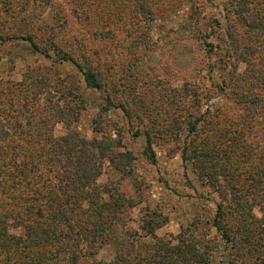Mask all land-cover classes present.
Wrapping results in <instances>:
<instances>
[{
	"label": "rangeland",
	"instance_id": "1",
	"mask_svg": "<svg viewBox=\"0 0 264 264\" xmlns=\"http://www.w3.org/2000/svg\"><path fill=\"white\" fill-rule=\"evenodd\" d=\"M249 2L264 18V0H0V88L6 91L0 94V123L27 131L31 120L37 131L48 126L56 140L73 132L123 144L115 163L101 161L93 196L80 205L110 228L99 237L103 246L93 248L96 260L109 262L117 253L140 259L158 239L194 244L210 264L264 259V203L236 210L245 195L264 196V33L248 39L235 10ZM228 30L240 40L236 45ZM28 36L49 55L36 52ZM235 50L249 62L236 61ZM82 67L93 69L103 87L90 88ZM36 72L45 79L43 93L24 116L23 106L15 104L24 100L17 93L23 89L31 100ZM54 104L80 106L78 118L42 123ZM197 119L192 133L189 126ZM202 162L215 168L209 171L213 182ZM60 170L58 163H44L36 174L40 180L21 187L37 194L39 187L59 186ZM214 182L231 191L224 214L238 229L229 242L213 225L222 202ZM10 214L8 234L24 237L21 220ZM152 220L164 222L155 235ZM18 254L14 264H26ZM63 262L60 256L48 264ZM78 263L95 264L90 258Z\"/></svg>",
	"mask_w": 264,
	"mask_h": 264
},
{
	"label": "trees",
	"instance_id": "2",
	"mask_svg": "<svg viewBox=\"0 0 264 264\" xmlns=\"http://www.w3.org/2000/svg\"><path fill=\"white\" fill-rule=\"evenodd\" d=\"M250 5L249 2L238 4L235 7V10L244 19L248 39L251 36L264 33V18L258 15V12L255 13ZM227 34L233 37V33L229 30ZM28 37L27 40L36 52L49 55L47 48H41L30 36ZM233 39L234 45L240 41L236 37ZM235 52L239 54L236 61L249 62L242 53H238L236 50ZM64 60L62 59V61ZM66 61H72V59L66 58ZM82 71L90 88L100 89L103 87L99 75L93 69L85 70L82 67ZM235 73H238L236 69ZM243 74L244 76L248 75L247 72ZM32 78L33 83H38L36 84L38 86H35L36 89H34L31 100H25L27 94L23 95V89H19L17 95L22 92L24 100L15 101V104L23 106L24 116H27L31 109L33 110V103L38 95L43 93L41 85L44 84L45 79L42 74L36 72ZM26 82L27 80L21 85L26 87ZM26 90H29L28 87ZM5 92L4 88H0V94L4 95ZM15 98L17 99V97ZM108 102L113 105L111 101ZM80 110L81 107L78 105L72 108L54 104L48 107L49 115L47 114L41 122L47 124L51 121L54 124L64 121L66 124H70L78 118ZM200 121L197 119L191 123L189 131L194 133ZM27 124L29 130L18 131L14 129V123L12 124L10 121L6 124L0 123V256L3 258V261L0 260V264L4 263V259L8 264H14L12 257L16 251L17 253L19 251L18 255L24 259L26 264H48L49 261L60 256L64 261L63 264H79V261L87 258L93 259L95 264H210L207 253L197 249L194 244L180 241L179 244L173 245L172 242H165L162 239H158L153 247L147 250V254L140 259L131 260L117 253L116 256H112L109 262L96 260V252L93 248L95 244H100L99 237L103 240L110 228L93 218L92 209H83L80 205L93 196L90 189L101 174V161L109 159L115 163V155L117 150L122 147V142L111 137L87 140L73 132H70L62 140H56L52 134L46 132L48 126L44 125L43 131H37L31 120H28ZM10 129L14 134L10 133ZM18 135L19 139L14 140L12 136ZM148 145L153 154L151 137H148ZM188 152V148L185 147L183 150L184 161L188 160ZM207 152H212V150L208 149ZM44 163L59 164L61 169V175L57 178L59 186L56 185V187L45 191L39 187L37 194H31L29 191L25 193L21 186L24 184L26 188H31L35 178L37 183L40 178L36 174ZM207 163L209 162H202L200 168L213 182L212 174L209 171L211 168H215L211 167V163L209 166ZM29 173H33V175L29 176ZM258 183L260 180L256 181L255 190L260 188ZM213 185H219L218 195L222 201L217 205V214L213 225L229 242L236 237L238 229V226L234 227L235 224L226 222L227 218L224 214L223 201L229 200L228 193L231 191L224 190L217 182H214ZM234 191H238L237 188ZM251 195L252 197L249 199H246L248 195H245L247 197H245L244 203L236 204V210L246 211L244 205L253 208L264 203V196L259 198L257 194H255L256 196ZM10 213L14 215V220H21V224L25 228L24 237L8 234L6 227L7 219L11 217L8 216L11 215ZM249 215L255 219L254 216ZM100 219L103 221L101 216ZM153 221L149 223L150 234L155 235L156 229L160 228L164 222ZM261 222L264 224V219ZM89 241H91V248L85 250L84 245H87ZM46 245L52 246L53 250L47 248L41 250ZM100 246L103 245L100 244ZM261 264H264V259L261 260Z\"/></svg>",
	"mask_w": 264,
	"mask_h": 264
}]
</instances>
